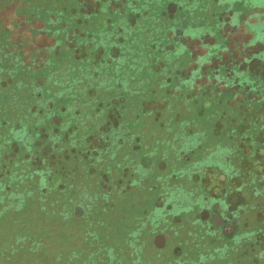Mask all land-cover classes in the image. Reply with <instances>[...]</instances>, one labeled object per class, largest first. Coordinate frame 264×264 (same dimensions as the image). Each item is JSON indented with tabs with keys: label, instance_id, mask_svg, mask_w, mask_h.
<instances>
[{
	"label": "rangeland",
	"instance_id": "obj_1",
	"mask_svg": "<svg viewBox=\"0 0 264 264\" xmlns=\"http://www.w3.org/2000/svg\"><path fill=\"white\" fill-rule=\"evenodd\" d=\"M95 2L99 8L97 11H92L86 0H0V119L5 121H0V134L8 136L12 133V138L16 141L26 127L34 128V125H31L32 117H28L26 124L12 125L11 129L8 126V118L16 117V112L20 110H26V118L34 103L43 106L62 100L63 97L56 91L73 90L68 77H74L76 69L84 70L83 72L88 74L111 70V66L108 67L107 64H95V46L110 44L111 36L115 34L114 31L117 32L115 27H121L125 30L122 36L127 40L129 53L127 69H123L120 76L124 86L121 91L114 90L115 88L95 90L98 98L108 95L99 101L103 104L99 110L100 122L105 123L104 121L108 122L110 119L112 122L115 115L113 110L120 111L121 106L125 108L134 94L133 103L137 104L138 109L154 116L152 120L145 118L143 126V132L147 133L146 139L152 147L164 149V141L174 137L177 128L180 132L184 131L187 124L186 127L193 128L191 130L206 131L210 143L227 141L233 134L232 127L239 124L234 107L245 105V93L257 97L262 93L256 89V83L262 85L261 90L264 91V75L250 72L249 76L255 79L252 82L244 76L230 77L229 70L232 64L241 65L243 60L249 63V67L252 65V59L256 67L263 66L264 0ZM9 13L12 14L11 17L6 15ZM252 16H256V20L249 19ZM12 20L16 26L7 27L6 24ZM227 20L230 22V28L225 24ZM13 29L18 33L14 39L19 36V42L12 40ZM42 34H45L49 41L43 39ZM116 36L118 37V33ZM48 42L50 45L45 46ZM28 51V61H31L29 66L32 67L30 72L12 61L13 54L18 55L20 52V59L28 63L25 60ZM121 62L125 63V60ZM254 67L252 65V68ZM107 78L98 80L103 86L102 89L107 81L111 82V79ZM82 92L86 93L84 90ZM92 93L93 91H89V94ZM53 94H56L55 100L47 96ZM111 94L113 95L110 96ZM165 101L171 103L163 110ZM52 107L53 104L48 108ZM40 117L42 115L38 118ZM232 123L235 126L231 125ZM7 139L3 140L4 143L9 142ZM4 143L0 145V149ZM145 152L146 149L141 151ZM133 163L134 161H131L129 167ZM182 180L185 183L184 177ZM114 183L123 188L127 181L116 178ZM97 184L102 186L99 181ZM132 187L134 186L131 184L129 188ZM51 200L47 202L49 205ZM125 200L127 199L114 200L118 204L119 212H104L103 217L107 219L108 229H100V226L90 228L91 233L95 234L93 237L99 239L98 247L86 242L88 236L82 234L74 242L84 252L96 251L93 256L97 258V264L105 257V247L103 248L102 244L110 245L111 248L118 244L126 245L127 229L131 225V211L133 217L134 205L131 210L129 203L127 207H122ZM67 201L66 194L64 199L57 201L56 206ZM146 201L148 202V198L144 199L145 204ZM201 212L199 209L189 210L179 221L182 228H178L177 224L163 222L156 230H147L144 239L146 235L152 236V233L158 238V244L166 246L157 251V247L161 246L150 244L151 252L146 251L145 261L149 264L150 260L152 264H185L183 259L190 261L193 256H197V252H211L221 246L225 238L217 228L209 229L207 222L210 219L204 220L205 215ZM62 225L64 228L65 224ZM56 226L47 223L44 229H41L49 236H44L48 245L50 242L52 244L48 252H41V257H36L33 263L25 260L11 264H67L71 256H65L64 252H70L71 249L59 241L61 248L57 250L54 243L58 241L54 238L57 231L63 228L57 229ZM103 233H106V237ZM235 245V251L227 252L224 260H230L231 264H264L263 257L257 256L258 249L254 250L249 244L244 245L241 242ZM125 251H128V247ZM120 256L121 259H127L122 253ZM72 258L74 264L83 261L81 255Z\"/></svg>",
	"mask_w": 264,
	"mask_h": 264
},
{
	"label": "flooded vegetation",
	"instance_id": "obj_2",
	"mask_svg": "<svg viewBox=\"0 0 264 264\" xmlns=\"http://www.w3.org/2000/svg\"><path fill=\"white\" fill-rule=\"evenodd\" d=\"M67 1L69 2V0ZM95 1L97 0H86L92 11H97L99 9L96 7ZM11 13L6 15L11 17ZM260 13L262 14L261 10ZM256 18V16H252L249 19L256 20ZM13 23L14 21L12 20L11 23H7L6 26H16V24ZM225 24L228 25L229 28L231 27L229 20H227ZM125 26H127V24ZM115 28L117 32L114 31L115 36H111L110 44L106 46H95L97 49L95 64H107L108 67L111 66V70L107 69L101 72L94 71L89 72L88 74L86 71L83 72L84 70L78 71L76 69L74 77L67 76L68 82L73 90L56 91L59 95H61V98L63 97L62 100L51 102L50 104H43V106L34 103L31 112H28L26 118H24L26 110L17 111L16 117L11 116L8 118V126H10L11 129L12 125L26 124L28 117H32L31 120H33V123L31 125H34V128L27 127V129L31 133V136L29 137L34 138V143L31 144L32 146L29 145L27 148V144H25L27 142H25L24 139H21L19 135L18 139L15 141V138H12V133L8 136L0 134V145L4 143L3 140L7 138V140H9V142H5V145H3L0 149V188L2 189L3 184H5L4 182L8 180L10 181L8 190L35 186L36 177L29 178L24 176V181L21 182L19 181L20 179L18 176L20 174H29V172L33 170L35 166L34 164H43L44 160H46L43 157L49 156L50 151H48V144L50 142L46 131H49L53 127V122L56 123L69 118H75L76 125L71 126V128L69 126V128L70 130L77 129L75 134H80L79 136L82 137V145L80 147L81 153L77 156L78 158L70 159L66 162V168L64 171L65 173L68 171H72L73 173L79 171V173L76 176L77 180L75 181L77 186L74 190L72 189V186L68 188V201L64 203L71 204L74 201L84 203L86 200L88 201V197H82V190H86L85 192L87 194L93 192L96 196L92 202L95 212L91 215V217H81L77 220L70 217L62 221V223L65 224V228L58 237L64 244H66L67 247H71L72 241L76 240V238L81 234L82 236H88L86 242H91L92 245H96L98 247L99 239L91 237V233L89 231H92V229L90 228L100 226V229H108L107 219L103 217L104 212L101 209H103L104 206H108V210L105 211V213H109L112 210L119 212L117 210L118 204H116L114 200L122 198L123 200L127 199L125 202L123 201L122 207H127V203H129L131 210L132 205H134L133 217L131 211V225L129 229H127L126 236L128 239H126V245L118 244L114 248H111L110 245L102 244V247H105L103 252L106 253L105 257L100 259V264H123L124 261L126 264H149L145 261L144 257L147 252H151V250H149L150 244L161 246L157 247V251L160 250L159 248L165 247L166 245L158 244V238L152 233L150 234L152 236L146 235L144 239L145 232H147V230L149 232L156 230L158 225L163 222L171 223L173 225L177 224L178 228H182V224L179 221L188 213L189 210L192 209L201 210V214L205 215L204 220H207L208 218L210 219L209 222H207L209 229L217 228L218 231L222 233L221 235L225 238V240L222 242L221 246L214 248L211 252H197V256H193L190 261L182 258L183 263L231 264L230 260L224 259L226 258L227 252L235 251V243L239 242L244 245L249 244V246L254 250L258 249L257 256L258 258H262L259 255V252H262V249H264V243L260 244L258 241L259 237L262 241H264L263 234L257 233V239L243 235L237 237L235 236L237 234V230L243 227H253L259 221H263L264 225V206H260L261 199L259 197L250 196V191L246 190L239 193L230 189L228 199L236 203H232V206L229 208L224 207L223 203L218 200L211 201V205L208 206L207 203L197 202L194 195L185 196L184 193L180 194L178 199L174 201V206L172 202L167 199L169 196V192H167V190L170 188L174 190L173 188L179 186V183L187 184V187L197 189V191L210 192L215 196H221V194H224L226 191V187L223 184V176L219 172L208 171L202 177L195 175V178L197 179L202 178V182H200L197 186L194 182V184H191V182L188 181L187 175L174 174V171L177 168L179 169L181 163L183 162L179 159V154L175 153L174 150H169V148H171L170 142L175 143L174 147L178 144L180 145V142L178 141V135L180 134L179 128H177L178 131L174 133V137L171 136L169 141H164V143H166L164 149H156L158 150L156 153L150 154L149 151L156 146L152 147L148 143V139H146L147 133L143 132V126L145 118L153 119L154 116L151 113H143L142 110L138 109L136 106L137 104L133 103L134 94L133 96L129 95L132 96V100L128 102L125 107L126 109L121 106L120 111L113 110L115 115L114 117L111 116L112 122L111 119L108 122L104 121L105 123L100 122L99 110L103 104L99 101L108 95L98 98L95 95V90H113L115 88L114 90L120 89L119 91H121L124 85L121 83L120 76L123 74V69H127V54L129 55V53L127 52V40L122 36V33H124L125 30L121 27ZM136 28H138V25ZM12 31V40L19 42V36L18 39L17 37L14 39L15 34L16 36L18 35L17 31L15 29ZM116 33H118V37L116 36ZM41 37L46 39V41H49L45 34H42ZM27 41L23 40V42ZM48 45H50L49 42L45 44V46ZM29 51L25 55V60L27 61L29 60ZM19 54L20 52L18 55L13 54V63L20 65V67L25 68L27 72H30L32 67L29 66V62L31 61L25 63L23 59H20ZM121 60H125V63H122ZM243 61L240 62L242 63L241 65L237 64L234 66L232 64L230 66V77H233L234 75L244 76V78L246 77L248 81L252 80V82H254L255 79L249 76V74H251L250 72H256V75L258 73L264 75V64L263 66L257 65L256 67V65L253 64L254 61L252 59L251 64L256 67L252 68V65L249 67V63L247 64ZM104 77L111 79V82L107 81L102 89L103 86H101V82H98V80ZM258 81L262 84L260 80ZM256 89L258 92H263L261 90L262 85L257 83ZM82 90L86 93H83ZM89 91H93V93L89 94ZM105 92L107 93V91ZM71 93L74 94L72 95ZM112 95L113 94L110 96ZM47 96L51 97L53 100L56 94ZM71 103L73 106L75 104L76 106L74 107L78 109V115H76V117H72V114L69 117V111L67 114L61 112L59 113L60 115L54 117L51 115L53 109L58 110L60 108L66 110V108L71 107ZM52 104L53 107L48 108ZM169 104L165 101V104L162 105L163 110H165ZM39 115H42V117L38 118ZM0 121L5 123L3 119H0ZM148 123L157 124L151 122ZM172 129H174V127H172ZM184 129L186 131H191L193 128L185 126ZM35 130H39L41 134L36 136ZM165 133H167V131H165ZM37 139L38 141H36ZM65 144L66 143H62V146H66ZM37 145H39L38 148ZM133 149L138 151H134ZM143 149H146L147 152L141 153ZM43 150H45V153H43ZM167 150L168 152H171V154L169 153L168 156L170 158L165 161L162 159L164 157L163 152ZM27 158H31V160L28 161L26 160ZM181 158L188 157L187 155H183ZM129 159H137V161L142 159L141 161H143L147 166L152 165L154 170L144 175L141 182L131 183V179L136 177L137 174L133 171L132 167L127 168V161ZM90 165L93 168L92 172L95 173L94 175H88L89 178L85 179V176L87 177L85 168ZM127 169H129V171H127ZM128 172L129 174L127 175ZM163 176L167 177L162 178ZM11 177H14V179ZM182 177L185 178V183L183 182ZM116 178H119L122 181L126 179L127 183L124 184L123 188L114 183ZM96 180H98L102 186H98V181ZM131 184L134 187L129 188ZM93 188H95V190H93ZM134 189L135 191H133ZM102 191L107 193L106 197L102 195ZM51 192L53 193V190H51L50 193ZM55 196H57L56 192L53 193V196H50V199H52L51 205H56L57 203V197ZM70 197H72V199H70ZM145 198H148V202L146 201V204L144 203ZM134 201L137 202L134 203ZM154 205L158 207L157 210H153L155 208ZM241 205L244 206L240 207ZM1 207L2 205L0 204V209ZM33 207H35V204L28 206L27 210L19 213L20 217H16L17 214L12 212L6 214L5 216H1L3 213H0V262L2 264H11L15 262L21 263L25 260L33 263L36 257H41V252H33L28 248L30 242L32 241L30 236L33 237L35 235L34 233L39 223H41L43 227L46 226L47 223L55 225L56 222H59V219L56 217H49L47 218L48 220L43 218L44 220L38 221L40 217H37L36 211L33 210ZM162 207L171 211L161 209ZM176 209H178V211H176ZM237 210L238 213L235 214V211ZM18 226L29 236V238L22 242H16L15 240V236L17 234L16 229H18ZM103 235L106 237V233H103ZM252 236L254 237L253 234ZM47 237L49 238L48 235ZM127 247L128 251H125ZM177 250L180 251L179 248H177ZM79 251L80 252H64L65 256H67V254L71 256L68 258L69 262H67V264H74L72 256L77 255H81L83 257V261H80L78 264H97V258L93 256L96 251L84 252L81 248ZM120 253H122L125 257L127 256V259H121ZM262 259H264V257ZM261 262H263V260H261ZM150 264H152L151 260ZM170 264H173V262Z\"/></svg>",
	"mask_w": 264,
	"mask_h": 264
},
{
	"label": "trees",
	"instance_id": "obj_3",
	"mask_svg": "<svg viewBox=\"0 0 264 264\" xmlns=\"http://www.w3.org/2000/svg\"><path fill=\"white\" fill-rule=\"evenodd\" d=\"M262 93H264V91ZM262 93L259 94L258 97L251 93H245L247 94V97L245 96L243 100L245 105L242 104L240 107H234L237 110L235 116L238 118L237 122L239 124L238 126H235L234 123L231 124L235 127H232L233 134L227 141L219 140L210 143L208 141L209 135L208 133L206 134V131H186L184 129V131L180 132L178 135V141L180 142V145L178 144L179 147L178 145L174 147L175 143L170 142L171 148H169V150H174L175 153H178L179 159L183 162L179 169L177 168L174 171V174L187 175L188 181L191 182V184L195 183L197 186L202 182V178L197 179L195 178V175L202 177L208 171L219 172L223 176V184L226 187L224 194H221V196H215L210 192L197 191V189L187 187V184L179 183V186L173 188L174 190H172V188L167 190V192H169L167 199L172 202L173 206L175 204L174 201L178 199L179 195L184 193L185 196L194 195L197 202L207 203L208 206L211 205V201L218 200L223 203L224 207L229 208L232 206V203H236L228 199L230 189L239 193L248 190L250 191V196L259 197L261 199L260 206H264V94ZM77 110L78 109L71 103V107L66 108V110L60 108L58 110L53 109L51 115L54 117L60 115L59 113L61 112L66 114L68 112V114H70L69 117L71 114L72 117H76V115H78ZM73 119L75 118H69L56 123L53 122V127L49 131H46L50 142L48 144V151H50L49 156L43 157L46 159L43 164H34L35 166L29 174H20L18 176L20 179L19 181L21 182L24 181V176L29 178L36 177L35 186L8 190L10 181L8 180L4 182L5 184H3L2 189L0 188V190H2L0 191V204L2 205L0 213H3L1 216H5L12 212L17 214L16 217H20L19 213L27 210L28 206L35 204L33 210L36 211L37 217H40L38 221L44 219L48 220L47 218L49 217H56L59 219V222H56L55 226L58 225L56 228L62 229V221L67 218L72 217L77 220L81 217H91V215H93L95 210L92 202L96 194L93 192L87 194L85 188V191L82 190V197H88V201L86 200L84 203L74 201L71 204H57V206L49 205L47 203L49 202L50 196H53V193L56 192V200L60 202V200L66 196L67 190L70 186H72L73 190L77 186L75 181L77 180L76 176L79 171L76 173H73L72 171L65 173L64 171L66 168V162L70 159L78 158L77 156L81 153L80 147L82 145V137L79 136L80 134H75L77 129L70 130L71 126L76 125V119ZM39 134H41L39 130H35V135L38 136ZM29 136H31V133L28 129H25V131H22L19 134V137L27 142L25 143L27 144V148L34 143V138ZM36 141H38V139ZM62 143H66V146H62ZM38 147L39 145H37V148ZM133 150L138 151L136 149ZM156 151L158 150H156L155 147L149 152L151 154L156 153ZM43 153H45V150H43ZM163 153L164 157L162 159L167 161L170 158L168 155L169 153L171 154V152H168L167 150ZM183 155H187L188 158H181ZM26 160L29 161L31 158H27ZM141 160L142 159L138 161L137 159H129L127 161V168L129 167L130 162L134 161L131 167L137 174L136 177L131 179V183L141 182L144 175L154 170L152 165L147 166ZM85 169L87 175V177L85 176V179L89 178L88 175H94L95 172H92L93 168L91 165L87 166ZM127 171H129V169H127ZM164 177L167 176H163L162 178ZM11 178L14 179V177ZM51 190H53V193L51 192L52 194L50 193ZM102 195L106 197L107 193L103 192ZM70 199H72V197H70ZM242 206L244 205H241L240 207ZM157 208L158 207L155 206L153 210H157ZM161 209L167 210L165 207H162ZM101 210L103 212L107 211L108 206H104ZM176 211H178V209H176ZM237 213L238 210L235 211V214ZM44 227L39 223L36 227L35 235L33 237L30 236L32 241L28 248L33 252H48L50 245H52H48V241L44 237L47 235L41 231ZM17 228V234L15 236L16 242H22L29 238L28 234L23 232L19 226ZM89 232L91 233V231ZM61 233L62 230H58L57 236L55 237V241H58L54 243L57 250L61 248V244L59 243L61 240L58 237ZM257 233L264 235L263 221H259L253 227L246 226L238 229L235 236L243 235L257 239ZM90 235L91 237L95 236L94 233H91ZM74 242L75 240L72 241L71 247L69 246L71 249L70 252H80V247ZM258 242L260 244L264 243L260 237ZM259 255L264 257V249H262V252H259Z\"/></svg>",
	"mask_w": 264,
	"mask_h": 264
}]
</instances>
